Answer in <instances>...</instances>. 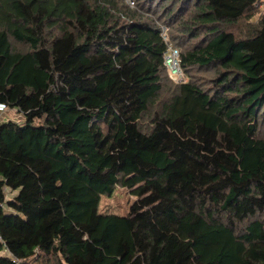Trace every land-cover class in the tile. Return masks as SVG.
Wrapping results in <instances>:
<instances>
[{"label":"trees","instance_id":"16d2710c","mask_svg":"<svg viewBox=\"0 0 264 264\" xmlns=\"http://www.w3.org/2000/svg\"><path fill=\"white\" fill-rule=\"evenodd\" d=\"M257 2L0 0V264H264Z\"/></svg>","mask_w":264,"mask_h":264},{"label":"rangeland","instance_id":"374dc122","mask_svg":"<svg viewBox=\"0 0 264 264\" xmlns=\"http://www.w3.org/2000/svg\"><path fill=\"white\" fill-rule=\"evenodd\" d=\"M264 13V0H258L256 4V14L249 21V23H255L261 14ZM248 21L241 20L237 24L230 25L229 29L234 30L237 34L244 35L247 30ZM172 27L170 35H177V30ZM180 37V36H179ZM180 39H178V42ZM13 119L19 122L25 120V114L19 112L17 109L7 108L2 112V120ZM12 193L8 194L11 196ZM136 199L127 187L117 186L113 194L110 196H103L101 200L100 209L106 213L127 214L129 212L130 205ZM33 258L30 259L32 261Z\"/></svg>","mask_w":264,"mask_h":264},{"label":"built area","instance_id":"2783aa9c","mask_svg":"<svg viewBox=\"0 0 264 264\" xmlns=\"http://www.w3.org/2000/svg\"><path fill=\"white\" fill-rule=\"evenodd\" d=\"M129 5L134 7L136 5V0H127ZM161 35L167 42V50L164 53V61L168 68L169 75L172 79L178 82L187 81L186 74L182 67L181 51L180 48L174 45L169 38L168 27L166 25L161 26ZM5 105H1L0 109L2 111L6 110ZM2 203L0 202V205ZM1 240V235H0ZM7 253V252H6Z\"/></svg>","mask_w":264,"mask_h":264}]
</instances>
